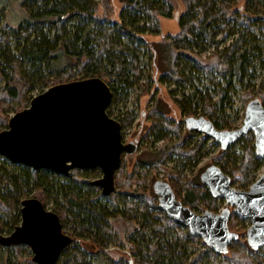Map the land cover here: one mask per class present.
<instances>
[{"label": "trees", "instance_id": "obj_1", "mask_svg": "<svg viewBox=\"0 0 264 264\" xmlns=\"http://www.w3.org/2000/svg\"><path fill=\"white\" fill-rule=\"evenodd\" d=\"M180 1L184 11L175 18L179 32L151 43L144 35H159L158 17L173 16L163 0H119L117 16L109 0H27L19 5L21 19L15 27L0 13V131L7 127L11 114L28 107L36 90L39 94L53 85L94 77L109 87L112 98L106 113L122 130L134 117L115 116L120 100L135 87L143 93L148 90L141 83L143 49L153 56L158 83L180 88L179 97L175 98L177 91H169V96L185 118L202 116L217 130L236 129L225 112L233 104L231 91L241 89L245 105L258 99L264 107V78L257 90L249 83L254 62L260 60L264 67V54L252 34V26H264V0ZM99 6L102 14H98ZM207 45L213 49L203 57ZM194 79L200 88L185 94ZM203 82L209 84L202 87ZM147 120L143 139L162 142L161 146L148 160H137L133 173H124L120 164L114 175L115 190L108 197L92 185L100 175L98 169H73L64 176L0 158L2 231L9 233L19 225L20 203L32 197L45 207L52 205L63 233L72 238L56 264H98L110 246L122 243L131 258L117 264H264V247L256 248L247 240L246 219L223 199L213 197L201 182L181 184L191 161L204 157L209 139L188 130L183 121L174 122L155 106L149 109ZM253 143L254 136L248 132L236 145L219 148L211 164L235 189L247 190L263 167ZM169 162L174 165L168 166ZM143 170L162 172L175 198L195 213H217L224 205L229 210L228 229L236 236L227 250L218 253L159 211L154 192L135 188L145 185ZM114 221L130 225L123 228L129 229L128 238L113 229ZM194 245L199 251L188 253ZM19 249L20 245L11 249L16 261L34 264L30 254L24 259ZM5 250L0 247V264H10L11 253L4 256Z\"/></svg>", "mask_w": 264, "mask_h": 264}, {"label": "water", "instance_id": "obj_2", "mask_svg": "<svg viewBox=\"0 0 264 264\" xmlns=\"http://www.w3.org/2000/svg\"><path fill=\"white\" fill-rule=\"evenodd\" d=\"M111 98L107 84L96 77L53 85L34 95L28 107L12 114L7 127L0 131V158L64 176L73 169H98L101 175L92 185L108 197L115 190L114 175L121 156L136 149L133 142H122L119 122L106 113ZM183 123L223 150L236 145L248 132L253 134L254 152L263 167L247 190L233 188L215 165L205 168L199 179L213 197L223 199L249 221L248 242L264 247V107L258 99L249 101L241 125L233 130H217L202 116L184 118ZM152 189L159 211L218 253L225 252L236 238L228 229L227 208L217 213H195L175 198L167 183L155 181ZM71 243L58 216L32 197L20 203L19 225L9 235L0 236L2 247L28 246L34 264H56Z\"/></svg>", "mask_w": 264, "mask_h": 264}, {"label": "rangeland", "instance_id": "obj_3", "mask_svg": "<svg viewBox=\"0 0 264 264\" xmlns=\"http://www.w3.org/2000/svg\"><path fill=\"white\" fill-rule=\"evenodd\" d=\"M24 1L27 0H0V13H5V19L3 18V20H6L10 26L15 27L18 25L21 19V14L19 12V5ZM109 1L114 10V14L117 16L121 7L119 0H109ZM163 2L166 5L171 6L173 16L171 18L158 17V26L160 33L157 36L144 35V40L147 42L151 43V42L160 41L168 35L173 36L179 32V27L177 24V20L175 18L176 16L178 17L179 15H181L184 11V6L182 2L180 0H163ZM98 14H102V10L100 6L98 8ZM262 20H264L263 17ZM252 34L254 35L253 41L255 46H257L259 50L262 51V53L264 54L263 52L264 26L262 24L252 26ZM216 39H220V35H218ZM232 39L234 38L231 37L229 40H227V42L224 43L227 45ZM212 49H213L212 46L207 45L205 51L202 52V56L203 57L208 56L212 52ZM152 57L153 56L149 51L143 49V56L141 62V65L143 67V79L141 80V83L147 85L148 87L147 92L143 93L142 89L139 87L133 88L132 90L129 91L128 95L122 97L115 111V116H118L117 117L118 119H122L124 116L127 117L131 116L130 114H132V116L134 117L133 121L131 123H127L128 125L121 130L122 142L124 143L133 142L136 145V149L134 153L132 154L123 153L122 155L121 165H123V170L124 173L126 174L133 173L136 170L137 160L139 159L148 160L149 158L153 157L152 153L155 151V149L161 146L162 142L152 144L150 138H149V142L143 139V136L146 134L147 129L149 128L147 113L149 112L150 108H153L155 106L157 109L166 112L167 116L176 123L182 122L183 119L185 118L180 113L172 97L169 96V91H177L178 94H176L177 96H175V98L179 97L180 88H177L176 85H161L158 83L159 75L155 67L153 66ZM251 70H252L251 72L252 78L250 79L249 83L251 85H254L255 89L257 90L259 86L258 84L260 83L261 79L264 78V67L261 64V61L257 60L256 62H254L253 67L252 69L250 68L249 72ZM198 83L199 82L196 79H194L192 88L187 86L188 89H186L185 94L194 92L195 87L199 89L200 85H198ZM207 84L209 83L203 82L202 87ZM0 85H2V82H0ZM37 93L38 90H36L33 93V96L37 95ZM241 93L242 90L239 88H236L235 90L231 91L230 96L231 99L233 100V104L232 106L225 108L226 109L225 112L226 115L229 117V121L234 122V124L238 127L240 126L239 118L241 116V110L243 109L244 111L245 108V104L240 98ZM215 95L216 94L213 93V96ZM10 116H12V114ZM212 142H213L212 140H208L206 142L204 147L207 148V150L204 154V157L198 160L191 161L190 165L188 166L189 168H187L183 172V175H185V179L181 181V184L186 183L188 180L191 182L194 181V183H196L197 181L200 182L199 179L200 174L205 170V168L213 164V162L215 161L214 157L218 155L219 152V146L217 144L211 147L209 146L210 143ZM167 165L172 167L174 163L169 162ZM143 172L146 173L147 175L145 185H141L139 187L134 186V187L138 188L141 191L144 189L146 193L153 192L152 185L155 181L168 180L167 177L162 172L159 171L148 172L143 170ZM261 172H262V168L260 170V173ZM99 177H96L95 179H98ZM223 208L224 205L223 207L219 208L217 212L222 211ZM46 209L51 210L52 205L51 204L47 205ZM5 222H6L5 219H3L1 223H5ZM248 222L245 223V225H247ZM128 226L130 225L119 221H114L112 223L113 229L116 232L124 233L127 236V238L130 236L128 231L129 229L127 230L125 229L123 231V228H129ZM237 227L239 228L240 224H237ZM11 232L8 233L6 229L2 231V228H0V236H7ZM240 234L242 235V233ZM3 248L6 249L5 251H2V254L4 256L8 255V251H10L9 253H11L12 251L11 250L12 247H3ZM198 251L199 249L197 245L188 248V253H196ZM19 252L21 253L24 259L28 256V254H30V256L32 257V253L28 246L20 245ZM129 253L130 251L128 250V247L124 243H122V245L119 247H117L116 245H112L110 246L109 250L105 252L102 260L98 262V264H117L118 260L127 261L131 258ZM9 263L21 264L18 263V261H16V258L12 253L10 254Z\"/></svg>", "mask_w": 264, "mask_h": 264}, {"label": "flooded vegetation", "instance_id": "obj_4", "mask_svg": "<svg viewBox=\"0 0 264 264\" xmlns=\"http://www.w3.org/2000/svg\"><path fill=\"white\" fill-rule=\"evenodd\" d=\"M124 143V142H123ZM124 144H126V143H124Z\"/></svg>", "mask_w": 264, "mask_h": 264}]
</instances>
